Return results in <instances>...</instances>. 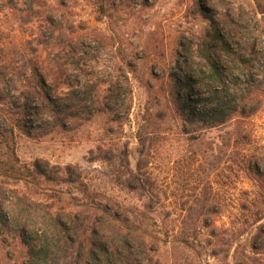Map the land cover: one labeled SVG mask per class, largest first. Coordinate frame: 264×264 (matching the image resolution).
Listing matches in <instances>:
<instances>
[{
  "label": "rangeland",
  "instance_id": "1",
  "mask_svg": "<svg viewBox=\"0 0 264 264\" xmlns=\"http://www.w3.org/2000/svg\"><path fill=\"white\" fill-rule=\"evenodd\" d=\"M2 131L0 264H264V0H0Z\"/></svg>",
  "mask_w": 264,
  "mask_h": 264
},
{
  "label": "trees",
  "instance_id": "2",
  "mask_svg": "<svg viewBox=\"0 0 264 264\" xmlns=\"http://www.w3.org/2000/svg\"><path fill=\"white\" fill-rule=\"evenodd\" d=\"M36 78L34 81V91L37 93L40 97L44 99L45 102L51 103L52 96L49 94V87L46 84L44 78L39 74V71L37 69H34ZM192 101V100H190ZM224 111L221 110L219 112L222 114ZM218 112L214 111V115H217ZM193 114V112H191ZM218 125V124H217ZM216 126V125H212ZM211 127V126H210ZM7 134L2 131L0 132V145L4 146L6 148V151H8V154L10 155V159L14 161L16 155H15V149L9 142H7ZM36 167H38V163L36 164ZM10 174L13 175L12 171L14 169V165H11L8 167ZM113 224L116 226V229L120 232H123V248H120L118 246L110 248L105 244V241H100L97 244H94L96 248H92V251L90 253L102 252L106 259L107 264H146L144 260V253L142 249H140V245H135L133 236L131 235L132 231H137V228H130L128 224L125 223V221L121 220L120 218L116 217L115 215L112 216ZM131 231V232H129ZM138 232V231H137ZM141 232V231H140ZM98 235H100L98 233ZM143 238L139 237L136 240H142ZM93 255V256H94ZM113 257H116L115 260H113ZM97 260L94 256V261ZM96 262V261H95Z\"/></svg>",
  "mask_w": 264,
  "mask_h": 264
}]
</instances>
